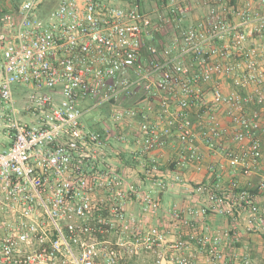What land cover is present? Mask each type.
I'll return each mask as SVG.
<instances>
[{
  "label": "built area",
  "instance_id": "obj_1",
  "mask_svg": "<svg viewBox=\"0 0 264 264\" xmlns=\"http://www.w3.org/2000/svg\"><path fill=\"white\" fill-rule=\"evenodd\" d=\"M178 187L198 202L164 211ZM242 235L264 240V0L0 14V264H255Z\"/></svg>",
  "mask_w": 264,
  "mask_h": 264
},
{
  "label": "crops",
  "instance_id": "obj_2",
  "mask_svg": "<svg viewBox=\"0 0 264 264\" xmlns=\"http://www.w3.org/2000/svg\"><path fill=\"white\" fill-rule=\"evenodd\" d=\"M219 162L224 164L223 160H219ZM223 178L226 181L233 178V176L228 173V170L226 168L223 170ZM237 178L242 184L246 182L245 179L240 176H237ZM185 179L189 182L191 187H194V185L200 181H205V182L213 181V178L211 176H203V175H197V174H188L186 175ZM191 191L192 190L190 188L187 189V188L178 187V188H174L173 191L159 194V200H160L162 209L165 211L167 210V208H170V206L174 204L180 206L183 209V208L189 207L193 203L198 202L196 200V197ZM161 217H162V212L159 214L158 219L159 218L161 219ZM163 217L165 220L168 219L167 215L165 216L163 215ZM199 226L200 228L202 227L201 224ZM204 226H206L210 232L221 231L228 227V220L222 217L210 216L205 219ZM243 236L244 235H242L240 238L241 242L244 239H251V238H246L245 236L244 237ZM235 246L239 247L237 245ZM244 246L241 245L240 247H244Z\"/></svg>",
  "mask_w": 264,
  "mask_h": 264
},
{
  "label": "rangeland",
  "instance_id": "obj_3",
  "mask_svg": "<svg viewBox=\"0 0 264 264\" xmlns=\"http://www.w3.org/2000/svg\"><path fill=\"white\" fill-rule=\"evenodd\" d=\"M1 9H5V8L1 6ZM96 114L98 113H94L93 115H96ZM133 211L134 213H136L137 209L133 208ZM163 219L164 218H163V213H162V217L160 219L161 221L159 222L161 223ZM204 222L205 220L202 222H199L202 226L201 228L199 226L200 225L199 223H195L194 227L189 226L188 228L176 229L174 235L177 236L180 234L179 236H182L184 233H191V232L194 234H200L201 232H203V228H207L206 226H204ZM236 245L239 246L238 248H244L240 246L245 245V247L249 249V255L252 258V260L255 262V264H264V240L263 238L253 237L251 239H244L240 244H236ZM140 263L144 264L143 260Z\"/></svg>",
  "mask_w": 264,
  "mask_h": 264
},
{
  "label": "trees",
  "instance_id": "obj_4",
  "mask_svg": "<svg viewBox=\"0 0 264 264\" xmlns=\"http://www.w3.org/2000/svg\"><path fill=\"white\" fill-rule=\"evenodd\" d=\"M23 0H0V14L8 9L15 10ZM137 1V0H135ZM1 6L5 9H1Z\"/></svg>",
  "mask_w": 264,
  "mask_h": 264
}]
</instances>
